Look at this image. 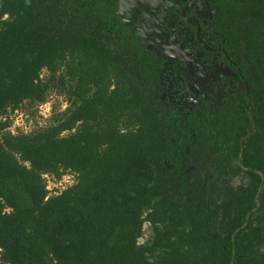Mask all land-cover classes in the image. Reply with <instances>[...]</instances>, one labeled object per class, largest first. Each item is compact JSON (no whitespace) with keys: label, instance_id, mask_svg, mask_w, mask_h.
Instances as JSON below:
<instances>
[{"label":"trees","instance_id":"16d2710c","mask_svg":"<svg viewBox=\"0 0 264 264\" xmlns=\"http://www.w3.org/2000/svg\"><path fill=\"white\" fill-rule=\"evenodd\" d=\"M215 2L244 82L222 106L170 92L111 0H0V264H264V0ZM52 92L48 126L8 129Z\"/></svg>","mask_w":264,"mask_h":264},{"label":"flooded vegetation","instance_id":"af4514ba","mask_svg":"<svg viewBox=\"0 0 264 264\" xmlns=\"http://www.w3.org/2000/svg\"><path fill=\"white\" fill-rule=\"evenodd\" d=\"M111 1L117 4V13L124 23L145 35L151 30L152 36L146 35V39L164 62L168 74L163 78L169 82L170 92L174 87H180L184 95H189V91L210 94L216 99L214 104L217 106L224 105L229 101L227 98H233L229 91L242 92L244 82L238 79L239 68L232 66L235 63L230 52L216 42L210 31L217 11L216 0ZM122 2L124 15L129 17L127 21L119 12ZM215 65L227 66V69L221 75L213 76ZM246 93L250 95V90Z\"/></svg>","mask_w":264,"mask_h":264},{"label":"rangeland","instance_id":"374dc122","mask_svg":"<svg viewBox=\"0 0 264 264\" xmlns=\"http://www.w3.org/2000/svg\"><path fill=\"white\" fill-rule=\"evenodd\" d=\"M120 14L127 21L128 16L124 15V3H121ZM148 36H152L151 30L147 32ZM213 76L221 75L227 69V66L215 65ZM190 83V82H189ZM191 84V83H190ZM192 89H195L192 87ZM68 107V102L63 95L52 92L47 101L36 107H28V102L17 112H12L10 118L12 120L11 126L8 128L13 134L16 133H30L36 129L48 126L51 122V117L55 112L63 111ZM47 178V187L52 191V194L62 191L76 182V176L73 173H67L62 178L56 179L52 176L45 175ZM151 230L148 224H145L144 236L140 242H145L149 239Z\"/></svg>","mask_w":264,"mask_h":264},{"label":"water","instance_id":"95a60500","mask_svg":"<svg viewBox=\"0 0 264 264\" xmlns=\"http://www.w3.org/2000/svg\"><path fill=\"white\" fill-rule=\"evenodd\" d=\"M140 33H141V36L144 38L145 43L148 44V47L153 49V46H152V45L149 43V41L146 39V35H145V33H144L143 31H141ZM247 89H248V91H249V87H248Z\"/></svg>","mask_w":264,"mask_h":264}]
</instances>
